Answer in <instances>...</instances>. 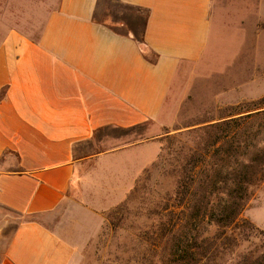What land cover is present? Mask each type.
<instances>
[{"label": "crops", "instance_id": "1", "mask_svg": "<svg viewBox=\"0 0 264 264\" xmlns=\"http://www.w3.org/2000/svg\"><path fill=\"white\" fill-rule=\"evenodd\" d=\"M117 1L145 13L143 42L97 21L101 0H59L39 38L0 40V209L23 219L1 264H80L63 205L133 187L179 70L207 51L213 0Z\"/></svg>", "mask_w": 264, "mask_h": 264}, {"label": "rangeland", "instance_id": "2", "mask_svg": "<svg viewBox=\"0 0 264 264\" xmlns=\"http://www.w3.org/2000/svg\"><path fill=\"white\" fill-rule=\"evenodd\" d=\"M58 4L59 0H0V40L12 30L39 38L49 13ZM95 18L117 25L125 33L129 25L141 31L145 13L117 0H101ZM210 25L205 55L179 70L159 121L149 127V138L153 139L140 151L143 163L154 159L133 187L126 193L116 186L104 196L101 181L94 187L99 204H84V192L74 188L63 205V223L75 226L83 239L80 264H167L165 256L172 241L170 236L163 239L160 235L159 213L163 198L176 191L179 163L196 149L200 134H191L196 129L237 118L238 124H233L237 138L249 143L254 140L258 149H264V112L257 114L264 108L256 106L264 99V0H213ZM148 56L153 58L150 53ZM248 115L252 118H244ZM234 131L223 140L226 158ZM258 151L253 156L262 153ZM231 163L233 160L228 165ZM125 177L123 168L115 181ZM113 202L116 204L110 205ZM22 220L0 209V264ZM240 220L264 231V181L251 188ZM260 242L255 235L241 241L239 254L255 249Z\"/></svg>", "mask_w": 264, "mask_h": 264}, {"label": "trees", "instance_id": "3", "mask_svg": "<svg viewBox=\"0 0 264 264\" xmlns=\"http://www.w3.org/2000/svg\"><path fill=\"white\" fill-rule=\"evenodd\" d=\"M110 27L120 34L132 32L142 41L143 29L129 25V32L124 33L117 25ZM256 106L264 108V99ZM236 119L191 133L200 134L199 142L179 163V171L175 170L176 191L172 197L167 194L163 198L159 213L160 235L163 239L170 236L172 241L165 256L167 264H264V231L240 220L249 204L251 188L264 181V149H258L254 140L249 143L237 138ZM232 131L226 158L222 144ZM257 150L262 153L253 156ZM252 235L261 240L260 245L239 254L241 241H248Z\"/></svg>", "mask_w": 264, "mask_h": 264}]
</instances>
